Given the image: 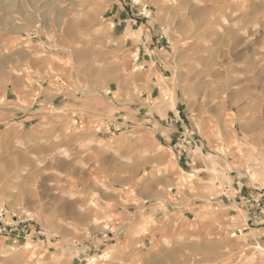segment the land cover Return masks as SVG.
Listing matches in <instances>:
<instances>
[{
	"label": "rangeland",
	"instance_id": "374dc122",
	"mask_svg": "<svg viewBox=\"0 0 264 264\" xmlns=\"http://www.w3.org/2000/svg\"><path fill=\"white\" fill-rule=\"evenodd\" d=\"M232 183L264 189V0H0V264H264Z\"/></svg>",
	"mask_w": 264,
	"mask_h": 264
},
{
	"label": "crops",
	"instance_id": "0c3cea01",
	"mask_svg": "<svg viewBox=\"0 0 264 264\" xmlns=\"http://www.w3.org/2000/svg\"><path fill=\"white\" fill-rule=\"evenodd\" d=\"M175 117L179 115L175 114ZM180 126L182 121H178ZM178 123L175 126H178ZM193 138V137H192ZM194 139V138H193ZM192 140L193 145L196 143ZM195 140V139H194ZM193 166V165H192ZM196 166V165H195ZM205 167L203 163H198V167ZM194 167V166H193ZM226 194L230 192V196L224 195L225 200L219 197L218 203L221 202L224 206L234 211V221L227 223V219H223V225L230 224L236 225V227H242L244 235L247 236V244H254L264 241V189L249 188L246 185L240 183V185H234L232 183L231 188L225 189ZM240 211L243 217L239 215ZM245 226L247 229H244Z\"/></svg>",
	"mask_w": 264,
	"mask_h": 264
},
{
	"label": "bare ground",
	"instance_id": "6f19581e",
	"mask_svg": "<svg viewBox=\"0 0 264 264\" xmlns=\"http://www.w3.org/2000/svg\"><path fill=\"white\" fill-rule=\"evenodd\" d=\"M258 174H260V171L255 170L254 177H257Z\"/></svg>",
	"mask_w": 264,
	"mask_h": 264
}]
</instances>
